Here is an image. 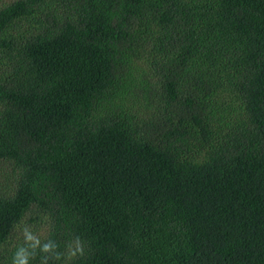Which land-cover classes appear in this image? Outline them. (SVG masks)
Returning a JSON list of instances; mask_svg holds the SVG:
<instances>
[{"label":"trees","instance_id":"16d2710c","mask_svg":"<svg viewBox=\"0 0 264 264\" xmlns=\"http://www.w3.org/2000/svg\"><path fill=\"white\" fill-rule=\"evenodd\" d=\"M21 262L264 264V0L0 6V264Z\"/></svg>","mask_w":264,"mask_h":264},{"label":"rangeland","instance_id":"374dc122","mask_svg":"<svg viewBox=\"0 0 264 264\" xmlns=\"http://www.w3.org/2000/svg\"><path fill=\"white\" fill-rule=\"evenodd\" d=\"M11 0H0V6L4 5L6 2H9ZM3 175L2 181L6 188L10 190L13 186V177H15V174L13 172V166L9 163L3 167V171L1 172Z\"/></svg>","mask_w":264,"mask_h":264},{"label":"clouds","instance_id":"9594fccd","mask_svg":"<svg viewBox=\"0 0 264 264\" xmlns=\"http://www.w3.org/2000/svg\"><path fill=\"white\" fill-rule=\"evenodd\" d=\"M21 264H23V262H21Z\"/></svg>","mask_w":264,"mask_h":264}]
</instances>
